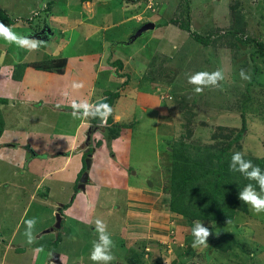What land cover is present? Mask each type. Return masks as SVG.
Instances as JSON below:
<instances>
[{"label":"rangeland","instance_id":"1","mask_svg":"<svg viewBox=\"0 0 264 264\" xmlns=\"http://www.w3.org/2000/svg\"><path fill=\"white\" fill-rule=\"evenodd\" d=\"M0 9L13 32L43 42L28 51L0 38V98L7 99L0 105V264H94L96 219L114 242L112 264H133L139 253L143 264H264V213L246 204L209 229L207 246L193 248L189 224L165 204L171 147L179 139L221 146L244 130L231 155L240 151L253 164L264 158V62L240 42L264 41V0H0ZM174 20L212 35V43L196 42ZM146 23L154 29L127 44ZM47 26L52 35L43 39ZM47 58H66L64 73L27 67L15 76L18 64ZM115 60L121 69L109 65ZM241 69L250 81L240 78ZM216 70L224 75L217 87L196 94L187 83L188 74ZM125 80L111 113L128 127L108 141L104 126L91 136L95 151L80 191L81 147L92 117L73 116L71 105L93 104ZM73 82L83 87L73 89ZM60 204L67 205L66 219L46 233ZM32 218L35 240L28 244L24 221ZM227 233L242 250L216 254L209 241Z\"/></svg>","mask_w":264,"mask_h":264},{"label":"trees","instance_id":"2","mask_svg":"<svg viewBox=\"0 0 264 264\" xmlns=\"http://www.w3.org/2000/svg\"><path fill=\"white\" fill-rule=\"evenodd\" d=\"M140 1L141 0H134V3ZM48 6L50 7L52 4L49 2ZM0 22L8 26L13 24L9 15L1 9ZM173 23L178 22L174 20ZM178 24L179 28L187 33H190L196 42L204 46H208L212 43V35L203 36L191 32L188 21ZM240 42L248 47H252L253 55L259 57L261 61L264 62V41L259 42L255 39H244L240 40ZM253 55L251 58L252 61L255 62L256 57ZM66 65V58H47L31 63L18 64L15 66L14 72L15 76L18 78L23 75V70L27 67L42 72L63 74ZM109 65L111 67H118V69H121L123 64L120 60H115ZM258 72V69L253 70L254 74ZM114 73L118 78L123 77V75L117 70L114 71ZM251 82L257 83L254 78ZM127 85L128 80H125L121 86L117 88V90L105 92L102 96L106 98L105 103L112 107L114 102L118 100L120 96L125 95V92H121L124 91L123 87ZM248 85L252 86L251 84ZM248 100L249 97L247 96L245 98V102ZM6 104L7 99L0 98V105ZM2 115L3 114L0 109V139L4 132L5 125ZM96 119L97 118L91 119L92 125H95ZM103 126L102 134L107 141L116 139L120 130L128 127L126 124L115 123L112 119V113L107 117ZM243 131L244 130L240 131L233 140H229L225 145L222 144L221 146L218 144V146L213 144L200 145L195 142L193 143L192 141L188 143L185 139H179L174 145H172L170 152L172 162L168 185L169 197L165 204L168 212L180 216L189 224V232L191 231L195 221L202 222L204 226L209 224V229L213 231L216 223L230 222L237 211L247 210V205L238 199V193L248 183L255 184V182L249 181L243 175L231 171L229 167L231 157L230 152L233 144L239 140ZM92 135H94V133ZM100 143L101 142H97V145L100 146ZM85 157L86 154H83V168L78 176V179L85 171ZM254 165H257L264 170V158L255 159ZM257 191H259L258 186ZM73 199L74 197H72L69 204L73 202ZM65 207H67V205H63L62 210ZM62 214L63 213H61V216ZM57 238L59 239V236ZM56 242L58 241L56 240ZM209 243L210 249L214 250L216 254H228L235 248L242 250V245L238 242V240L228 233L222 235L221 237L212 238ZM166 251L165 246V252ZM204 254L206 257L207 254ZM141 256V253L134 255L131 263L143 264ZM156 264H158V262Z\"/></svg>","mask_w":264,"mask_h":264},{"label":"clouds","instance_id":"3","mask_svg":"<svg viewBox=\"0 0 264 264\" xmlns=\"http://www.w3.org/2000/svg\"><path fill=\"white\" fill-rule=\"evenodd\" d=\"M0 38H4L9 42H14L28 51L38 50L43 43L40 40L16 34L10 26L5 25L2 22H0ZM239 75L244 81L251 80V76L246 74L243 69L240 70ZM223 79L224 75L221 70L213 72L198 71L187 75V83L194 86V92L196 94H201L207 87H217L219 82ZM82 87L83 85L81 83L73 82L72 84L73 89H80ZM71 106L73 108V116L79 115L83 117L98 118L101 121L105 120L112 112L111 107L105 102H98L93 105L88 103L86 100L80 102L73 101ZM229 167L231 171L239 172L249 181L255 182V184L248 183L245 185L243 189L239 191L238 199L249 205L250 209L254 213H264V170H262L259 166L254 165L252 161L245 159L244 154L240 151H236L231 155ZM257 186L259 191H257ZM36 222L35 218L24 221L26 226L24 235L27 238L28 244L34 243L35 237L33 235V229ZM94 223L97 238L92 241L89 258L94 262V264H112V262L116 259L112 251L114 248V242L111 239L110 234L107 232L106 225L102 220L96 219ZM191 234L193 236V248L208 245L207 240L211 233L209 228L205 227L202 222H194ZM33 251L34 253L39 254L43 252L44 249L41 246L35 248Z\"/></svg>","mask_w":264,"mask_h":264},{"label":"water","instance_id":"4","mask_svg":"<svg viewBox=\"0 0 264 264\" xmlns=\"http://www.w3.org/2000/svg\"><path fill=\"white\" fill-rule=\"evenodd\" d=\"M152 29H154V24L153 23L144 24L139 29H137L135 34H133L131 36V38H130V40L128 41L127 44L133 43L139 37H141L144 32H146L148 30H152ZM42 32H43V34H45L43 39H47L50 35H52L51 31H50V29L48 27H46V29H44ZM105 100H106V98H102V99L96 101L95 103H93V105L97 104L98 102H105ZM106 119L101 121V120H99L97 118L95 126L94 127H92V126L88 127V130L86 132L85 142H84V144H85V146L87 148L91 144V135L93 133H95L96 131L100 130V128L105 124ZM93 153H94V150L91 153H89L88 156L85 158V162H84L85 163V171L82 173V175L80 177V180H79V185H78V189L81 190V191L85 190V184L89 180V170H90V167H91V160H92ZM148 185L151 186V183L149 182ZM61 208H62V205H59L57 207L56 212H55V225H54V227L52 229L47 230L46 233H49V232L53 231L54 229L61 228V223H62V216H61V212H60ZM58 260H59V255H57V254L54 255V257H53L54 263H57Z\"/></svg>","mask_w":264,"mask_h":264},{"label":"flooded vegetation","instance_id":"5","mask_svg":"<svg viewBox=\"0 0 264 264\" xmlns=\"http://www.w3.org/2000/svg\"><path fill=\"white\" fill-rule=\"evenodd\" d=\"M90 126H92V127H94L95 125H90ZM91 145H89V147L87 148L86 146H85V144H83V146L81 147V149H82V152L84 153V154H86V157L88 156V154L89 153H91L93 150H94V148L93 147H90ZM95 151V150H94ZM85 157V158H86ZM79 180H80V178H79ZM78 185H79V183H78ZM78 185L76 186L77 187V189H78ZM62 210V209H61ZM63 211V210H62ZM61 211V212H62Z\"/></svg>","mask_w":264,"mask_h":264},{"label":"crops","instance_id":"6","mask_svg":"<svg viewBox=\"0 0 264 264\" xmlns=\"http://www.w3.org/2000/svg\"><path fill=\"white\" fill-rule=\"evenodd\" d=\"M47 27H48V26H47ZM79 127H80V126H79ZM67 152H68V151H67ZM59 155H69V153H68V154H65V153L62 152V153L59 154ZM64 218H65V217H64ZM64 218H63V219H64ZM65 219H66V218H65ZM60 229H61V228H60ZM60 256H63V257H64L63 254H61ZM63 257H60V262H63V261H62Z\"/></svg>","mask_w":264,"mask_h":264}]
</instances>
